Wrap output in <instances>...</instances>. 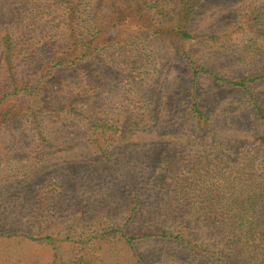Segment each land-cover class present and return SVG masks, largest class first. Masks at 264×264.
Wrapping results in <instances>:
<instances>
[{
	"label": "rangeland",
	"instance_id": "obj_1",
	"mask_svg": "<svg viewBox=\"0 0 264 264\" xmlns=\"http://www.w3.org/2000/svg\"><path fill=\"white\" fill-rule=\"evenodd\" d=\"M62 2L70 4L0 0V31L9 25L15 37L10 56L3 58L0 46V94L9 76L34 79L40 59L56 53ZM144 3V24L153 30L129 43L139 18L132 20L104 39L124 42L53 79L38 131L25 118L0 130V231L69 237L61 264H135L120 230L141 237L176 231L203 189L225 186L251 167V152L264 165V125L251 103L264 107V82H249L247 92L204 74L194 83L179 47L153 33L177 17L196 37L185 45L196 65L226 81L255 80L264 72V0ZM193 98L212 118L197 129ZM91 125L100 130L93 134ZM205 130L216 136L202 139ZM185 183L194 188L192 199ZM187 219L209 254L144 238L134 243L142 262L216 264L219 252L228 253L211 240V222ZM52 262L50 247L0 238V264Z\"/></svg>",
	"mask_w": 264,
	"mask_h": 264
},
{
	"label": "trees",
	"instance_id": "obj_2",
	"mask_svg": "<svg viewBox=\"0 0 264 264\" xmlns=\"http://www.w3.org/2000/svg\"><path fill=\"white\" fill-rule=\"evenodd\" d=\"M144 2L145 0H70V4L62 2L64 16L55 25L60 31L58 49L53 56L40 59L34 79L30 77L26 81H20L15 75L7 78L8 83L3 89L5 92L0 94V130L13 119L25 118L38 131L42 127L40 119L43 118L46 101V99L43 100L44 88L49 86L53 79L96 57L112 44L124 42L123 39L116 37L107 42L104 39L113 36L114 31L132 20L139 18L136 29L131 31L132 36L128 37L129 43L134 35L141 34L143 30H153L154 27L144 24L148 16L145 9H142L145 7ZM33 21L34 13L30 19V22ZM153 22L156 23L157 20L153 19ZM2 30L0 31V46L3 58H5L10 56L12 49L13 53L15 51L13 47L15 37L9 31V25H5ZM153 33L171 39L179 47L182 59L191 68L194 83L200 74H204L212 77L218 84H227L228 87L240 88L247 92L249 82L257 80L264 82V72L251 81L249 79L226 81L220 76H214V73L207 71L204 66L196 65L185 47L196 37L177 17L168 26L158 28ZM209 39L214 40L215 37ZM11 99H15L19 105L16 106L10 101ZM192 103L191 113L196 129L199 124L204 126V123H210L212 118L201 109L199 102L193 98ZM251 103L258 121L264 125V107L255 98H251ZM49 110L55 111L56 109L51 105ZM87 119L91 120L89 117ZM97 127L91 125L93 134L100 130ZM102 132V136H105L104 131ZM207 136L215 137L216 135H210V132L205 130L202 139ZM251 154V163H253L251 167L246 165L239 172H235L225 180V186L221 185L218 188L210 186L202 190L203 196H199L193 203H190L188 213L179 217L182 220L181 228H177L176 231L141 237L128 235L124 229L120 230L122 238L133 252L135 264H144L135 253L134 245L144 238H161L179 247L182 246L185 250L203 251L209 254V250L201 247L191 234L192 229L187 219L189 216L194 217L196 222H199L201 218H206L213 224V228L210 229L211 240H218L217 243L228 251L226 255L221 252L217 254L216 264H264V165L260 163L256 165L257 155L253 152ZM245 157L247 158V155ZM170 166H173L172 163ZM185 186L188 191L185 195L192 199L190 190L194 188L189 187L188 183H185ZM0 238L50 247L53 251L52 264H61L62 246L71 242L69 237L57 239L50 235L32 234L30 231L19 230L0 231Z\"/></svg>",
	"mask_w": 264,
	"mask_h": 264
}]
</instances>
